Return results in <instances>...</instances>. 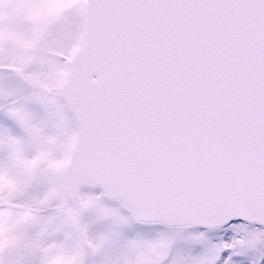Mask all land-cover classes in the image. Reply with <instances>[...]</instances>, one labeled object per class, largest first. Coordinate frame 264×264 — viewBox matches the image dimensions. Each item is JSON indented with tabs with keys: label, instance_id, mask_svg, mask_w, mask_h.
Masks as SVG:
<instances>
[{
	"label": "snow or ice",
	"instance_id": "1",
	"mask_svg": "<svg viewBox=\"0 0 264 264\" xmlns=\"http://www.w3.org/2000/svg\"><path fill=\"white\" fill-rule=\"evenodd\" d=\"M0 264H264V0H0Z\"/></svg>",
	"mask_w": 264,
	"mask_h": 264
}]
</instances>
